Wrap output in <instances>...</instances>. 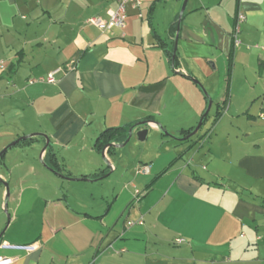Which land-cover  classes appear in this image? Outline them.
<instances>
[{
	"label": "crops",
	"instance_id": "1",
	"mask_svg": "<svg viewBox=\"0 0 264 264\" xmlns=\"http://www.w3.org/2000/svg\"><path fill=\"white\" fill-rule=\"evenodd\" d=\"M180 2L144 0L123 29L101 31L85 20L107 18L117 0H0V151L38 134L0 157V255L11 264H264V49L243 92L234 87L243 41L264 46V0H187L171 66ZM222 67L211 126L176 139L207 104L193 80L209 87ZM146 117L148 135L159 122L175 145L140 153L133 134L95 147L104 130Z\"/></svg>",
	"mask_w": 264,
	"mask_h": 264
},
{
	"label": "rangeland",
	"instance_id": "2",
	"mask_svg": "<svg viewBox=\"0 0 264 264\" xmlns=\"http://www.w3.org/2000/svg\"><path fill=\"white\" fill-rule=\"evenodd\" d=\"M182 1L183 0H181V2L179 4V6H180L179 7V12H180V9H181ZM245 44L246 45H255V43H253L252 41H243V45L238 49L239 58H238L237 62H235V67H234V73H235V84H234V87H235V90L237 92H239V93L243 92V88H244L243 78H244V75H249L250 76V74L252 73V70H253V63L252 62L255 61L256 64H257V60H256L257 59V56H256L257 55V50H260V49L254 48V47L252 49H249V50L246 48L247 50H245V48H244ZM258 45L262 46V44H258ZM251 56H254V60L252 62H251V60H249ZM219 59L221 60V63L222 64L224 63V65H225L224 58L220 57ZM246 60H247V64L248 65H246ZM224 65H222V66H224ZM254 69H256V68H254ZM197 81L201 84L202 89L206 90V92L208 93L210 99L213 100L212 95L216 96L218 91L220 90V88H219L220 84L221 83L224 84V67H222V70H220V71H216L215 70V71L212 72L211 78L208 81L209 82V85H208L209 87L203 86L202 83L199 80H197ZM202 89H201V92L204 95V92H203ZM215 109H216V104L214 102L212 104V106L210 107V109H209V112H208V115H207V119H206V122H208L207 124L209 126H211L210 124L212 122V118L214 116ZM198 120H199V118H198ZM198 120H197V122H198ZM240 121L244 125L247 123L246 118H243ZM255 121H257L258 123L263 124V126H264V119L258 118ZM197 122L195 123L194 126H196ZM206 122H205V124H206ZM164 129L169 133V131L165 127H164ZM200 130L198 131V133L200 132ZM246 132L247 131H245V133L241 132L240 135L244 136L246 134ZM173 137H174V135H172L171 133H169V135H164L163 131H160V133L152 132L150 135H148V137L144 141L140 142V143H146L147 147L143 148L144 147L143 146V147H140L138 149L136 148V150L140 152V150L144 151L145 149H147L148 153L154 154V153H156L157 149H160V145L163 143V141H165V143H167V145H169L170 147H171V145L172 146L175 145V139ZM165 145L166 144H164L163 146H165ZM128 149H129V147H128ZM134 150L135 149H133V151L131 153L136 152V150L135 151ZM133 175H134V173H133ZM5 201H6V204H7V199L6 200L4 199V203H5ZM8 218H9L8 211L7 210L5 211L4 207L3 208L1 207L0 208V225L3 222V226H2V228L0 230V233L3 232V230L5 229V225L8 222Z\"/></svg>",
	"mask_w": 264,
	"mask_h": 264
},
{
	"label": "built area",
	"instance_id": "3",
	"mask_svg": "<svg viewBox=\"0 0 264 264\" xmlns=\"http://www.w3.org/2000/svg\"><path fill=\"white\" fill-rule=\"evenodd\" d=\"M144 0H117V6L114 9H110L108 11V17L107 18H101V17H88L85 22L87 24L94 25L101 31H106L112 28H119L123 29L126 26V20L128 15V9H138L142 4ZM245 17L243 13L238 12L235 18L234 23V30H233V37L235 44H239L240 41L237 37L238 32L240 31V24L244 21ZM259 48L264 49V46H260L258 44L255 45H246V48ZM3 67L2 61H0V68ZM60 69H55L49 73L46 74L45 77H41L38 80L41 81H47V82H53L54 81V74L59 71ZM35 79H30L29 83L34 82ZM258 117L260 119H264V109L261 110L258 114ZM149 168L146 165H141L137 168L138 173H146L148 172ZM137 198L140 195V192L136 191ZM182 238L175 239L176 243L182 242ZM4 246H8L9 244H3ZM16 247L31 250L34 248V245H16ZM12 259L7 256L0 255V264H11Z\"/></svg>",
	"mask_w": 264,
	"mask_h": 264
},
{
	"label": "water",
	"instance_id": "4",
	"mask_svg": "<svg viewBox=\"0 0 264 264\" xmlns=\"http://www.w3.org/2000/svg\"><path fill=\"white\" fill-rule=\"evenodd\" d=\"M186 3H187V0H183L182 1L181 9H180V12H179L178 17H177L176 34H175V37H174V47H173V50H172L171 64L173 63V59H174V56H175V48H176L177 36H178V33H179V27H180V23H181V18H182V14L184 12ZM193 81H195L199 85V87L202 89L201 84L197 80L194 79ZM202 90L204 92V96L207 99V104H206V107H205L203 113L201 114V116H200V118H199L196 126H194V128L187 135H185V136H183L181 138L175 137L176 139H178V140L189 139L193 135H195L197 133V131L199 130L200 126L202 125L204 118L208 114L209 109H210L211 104H212V100L210 99V97H209L208 93L206 92V90L205 89H202ZM148 124H149V120H141V121H137V122L133 123L128 128V131H127L128 132V135H127L126 139L122 143H109V144H106L103 149H107L109 146H112V147H123V146H125L129 142V140H130V138H131V136L133 134L136 136V138H137L138 141H144L147 138L148 133H149V125ZM156 124H157V126H158V128H159L160 131H163L164 134L169 135V133L164 129V127L159 122H156ZM34 135H38V134L24 135V136H21V137L15 139V140H13L12 142H10L8 145H6L0 151V157L4 154V152L9 147L13 146L14 144H16L17 142H19L21 140H24V139H26L28 137H32ZM40 135L45 138V145H44V147L42 149V150H44L45 148L48 147V145L50 144V141H49V138H48L47 135H45V134H40ZM41 163L47 169H49V170H51V171H53V172H55L57 174H60L56 170H54L53 168H51L50 166H48L44 161H41ZM107 163H108V161H106V164ZM60 175H62V174H60ZM72 179H80V178H72ZM2 183L4 184L5 189H6V197H5V200H6L7 197L9 196V188H8V184H7L6 181H2ZM4 205L6 207V201H5ZM5 211H6V209H5ZM0 240H1V234H0Z\"/></svg>",
	"mask_w": 264,
	"mask_h": 264
},
{
	"label": "trees",
	"instance_id": "5",
	"mask_svg": "<svg viewBox=\"0 0 264 264\" xmlns=\"http://www.w3.org/2000/svg\"><path fill=\"white\" fill-rule=\"evenodd\" d=\"M175 29H176V26H177V20L175 21ZM172 49H166V53L168 55V58L170 59L171 61V56H172ZM175 56H174V59H173V63L171 64V66H175ZM206 98V97H205ZM227 99H225L219 106L223 107V104L226 102ZM222 111H217L216 114H215V118L218 119L219 115H221ZM208 115V114H207ZM207 115L206 117L204 118V120L207 118ZM148 118L150 117H146L145 120H149ZM203 120V122H204ZM132 124H129L127 126H119V127H112V128H108L106 130H104L103 132H101L96 140H95V147L98 149V150H102L104 148V146L106 144H109V143H122L127 135H128V128L131 126ZM194 127H192L191 129H188L185 131L186 135L193 129ZM186 140V139H184ZM50 144L48 145L47 147V150H46V155L47 156V159H49L53 165H57V159H56V156L55 154L50 150ZM112 149V146H109L108 147V150L110 151ZM58 166V165H57ZM56 170V169H55ZM104 176V175H102Z\"/></svg>",
	"mask_w": 264,
	"mask_h": 264
}]
</instances>
